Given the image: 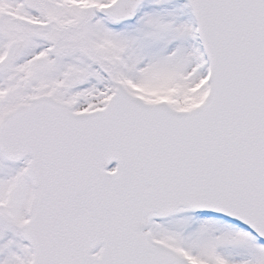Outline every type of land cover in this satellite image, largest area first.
Here are the masks:
<instances>
[{
	"label": "snow or ice",
	"instance_id": "snow-or-ice-1",
	"mask_svg": "<svg viewBox=\"0 0 264 264\" xmlns=\"http://www.w3.org/2000/svg\"><path fill=\"white\" fill-rule=\"evenodd\" d=\"M0 264H264V0H0Z\"/></svg>",
	"mask_w": 264,
	"mask_h": 264
}]
</instances>
